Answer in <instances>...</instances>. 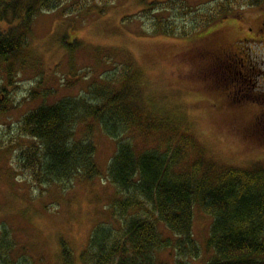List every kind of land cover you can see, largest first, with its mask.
Instances as JSON below:
<instances>
[{
    "label": "rangeland",
    "instance_id": "obj_1",
    "mask_svg": "<svg viewBox=\"0 0 264 264\" xmlns=\"http://www.w3.org/2000/svg\"><path fill=\"white\" fill-rule=\"evenodd\" d=\"M168 1L110 0L103 14L41 13L28 46L9 63L0 60V100L9 106L0 114V264H84L81 255L99 225L121 228L113 215L121 195L108 177L117 142L98 123L88 125L102 175L67 186L32 182L21 153L37 144L19 130L23 116L41 103L84 96L89 85L116 69L119 86L133 87L146 104L128 133L137 152L180 149L185 157L177 171L195 165L201 173L210 168L211 174L264 167V133L254 130L264 113V0H183L199 14L214 13L210 8L222 3L218 12L223 13L180 38L152 34L149 13L140 14L152 3ZM195 16L186 17L195 24ZM224 50L247 65L248 75L242 68L238 80L246 96L229 93L235 76L214 61ZM33 90L48 95L36 96ZM86 129L87 123L80 125L76 137H84ZM193 211L200 255L188 261L207 264L215 253L209 246L213 217L199 204ZM156 257L175 262L170 250Z\"/></svg>",
    "mask_w": 264,
    "mask_h": 264
},
{
    "label": "trees",
    "instance_id": "obj_2",
    "mask_svg": "<svg viewBox=\"0 0 264 264\" xmlns=\"http://www.w3.org/2000/svg\"><path fill=\"white\" fill-rule=\"evenodd\" d=\"M109 1L0 0V60L9 63L28 46L39 14L61 12L67 16L88 10L103 14ZM221 4L210 8L214 13L199 14V8L185 1L170 0L152 3L140 14L149 13L146 19L152 34L180 38L214 21L223 13L218 12ZM190 14L196 15L195 24L186 17ZM235 55L237 62L230 67L221 64V68L217 63L222 72L237 76L231 90L240 86L238 80L245 65ZM119 75L116 69L103 76L101 82L89 85L84 96L41 103L23 116L19 126L21 134L37 144L23 150L21 159L22 167L39 187L74 185L101 177L94 130L88 125L91 120L117 142L108 177L121 195L115 199L113 213L121 228L99 225L81 255L83 263L169 264L161 263L156 256L170 250L175 253L174 264H190L188 260L200 255L193 235V209L199 204L214 219L209 246L215 253L207 264H264V167L211 174L210 168L201 173L195 165L189 171H177L185 157L180 149L137 152L128 133L138 125L137 114L146 104L133 87L119 86ZM32 93L44 98L48 95L34 90ZM229 93L232 96L234 90ZM8 110L7 103L0 100V114ZM85 123L86 134L77 138L78 127ZM254 130L263 134L264 121H257ZM160 224L173 236L166 237Z\"/></svg>",
    "mask_w": 264,
    "mask_h": 264
},
{
    "label": "flooded vegetation",
    "instance_id": "obj_3",
    "mask_svg": "<svg viewBox=\"0 0 264 264\" xmlns=\"http://www.w3.org/2000/svg\"><path fill=\"white\" fill-rule=\"evenodd\" d=\"M263 25H264V21H263ZM219 55H221L220 57H215L214 58V61H215V63L216 62H219V66H221V64H222V66L224 65V64H228V66L230 67V66H232L233 65V63H236L237 61H236V59H235V57L237 56V55H235V54H233V53H229V52H227L226 50H224L223 52H220V54ZM215 55H213L212 57H214ZM239 56V55H238ZM220 60V61H219ZM243 64H244V62H243ZM245 66V65H244ZM243 73H242V71H241V75H242ZM245 75H248L247 73L245 74ZM234 76H236V75H234ZM237 77V76H236ZM240 78H243L242 76H239ZM249 77V76H248ZM235 78V77H234ZM230 82H235V80H232V81H230ZM239 82V81H238ZM247 92L248 91H246V92H244V93H242V88L240 87V86H238V87H236V90H235V88H234V94L233 95H235V94H243V96H246L247 95ZM230 97V96H229ZM232 97V96H231ZM230 97V98H231ZM238 100H242L241 98H239ZM264 116V113H262L260 116H259V118H262ZM259 118H257L258 119V121H261Z\"/></svg>",
    "mask_w": 264,
    "mask_h": 264
}]
</instances>
